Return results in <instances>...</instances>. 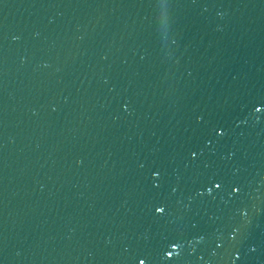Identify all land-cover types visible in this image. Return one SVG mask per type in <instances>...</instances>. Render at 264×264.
Segmentation results:
<instances>
[{
    "label": "water",
    "instance_id": "water-1",
    "mask_svg": "<svg viewBox=\"0 0 264 264\" xmlns=\"http://www.w3.org/2000/svg\"><path fill=\"white\" fill-rule=\"evenodd\" d=\"M0 264H264V0H0Z\"/></svg>",
    "mask_w": 264,
    "mask_h": 264
}]
</instances>
